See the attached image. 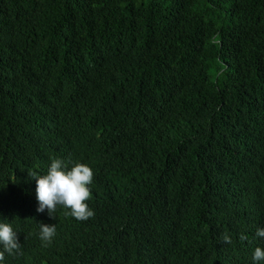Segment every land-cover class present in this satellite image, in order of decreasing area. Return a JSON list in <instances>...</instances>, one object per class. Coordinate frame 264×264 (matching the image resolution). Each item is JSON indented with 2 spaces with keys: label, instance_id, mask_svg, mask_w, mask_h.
I'll return each instance as SVG.
<instances>
[{
  "label": "trees",
  "instance_id": "16d2710c",
  "mask_svg": "<svg viewBox=\"0 0 264 264\" xmlns=\"http://www.w3.org/2000/svg\"><path fill=\"white\" fill-rule=\"evenodd\" d=\"M56 158L93 171L86 221L36 210ZM0 223V264H254L264 0H0Z\"/></svg>",
  "mask_w": 264,
  "mask_h": 264
},
{
  "label": "clouds",
  "instance_id": "9594fccd",
  "mask_svg": "<svg viewBox=\"0 0 264 264\" xmlns=\"http://www.w3.org/2000/svg\"><path fill=\"white\" fill-rule=\"evenodd\" d=\"M28 177L36 182L37 212L47 211L48 215L55 219L54 213L57 205H61L70 210L65 215H71L77 220L86 221L94 216V212L86 203L91 197L88 185L93 180V171L88 165L76 163L68 169L63 160L56 158L51 161L45 175H38L32 171L28 173ZM55 234V224L41 223L40 239L44 246L51 243ZM256 235L264 238V228H258ZM240 239L245 240L247 237L241 235ZM221 242L230 244L232 241L227 234H224ZM0 244L3 245V251H0V261L4 260L5 253L12 255L20 252L18 233L9 223H0ZM252 259L254 264L264 261V249L257 247Z\"/></svg>",
  "mask_w": 264,
  "mask_h": 264
}]
</instances>
